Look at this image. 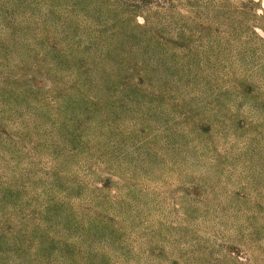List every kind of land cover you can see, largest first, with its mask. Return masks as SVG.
<instances>
[{"label": "rangeland", "instance_id": "1", "mask_svg": "<svg viewBox=\"0 0 264 264\" xmlns=\"http://www.w3.org/2000/svg\"><path fill=\"white\" fill-rule=\"evenodd\" d=\"M0 264H264V0H0Z\"/></svg>", "mask_w": 264, "mask_h": 264}]
</instances>
